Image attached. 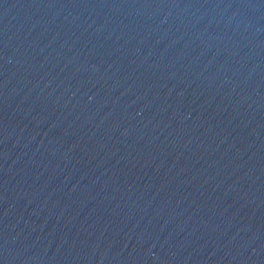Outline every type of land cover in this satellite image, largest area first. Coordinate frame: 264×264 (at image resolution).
<instances>
[{
    "label": "water",
    "instance_id": "obj_1",
    "mask_svg": "<svg viewBox=\"0 0 264 264\" xmlns=\"http://www.w3.org/2000/svg\"><path fill=\"white\" fill-rule=\"evenodd\" d=\"M0 264H264V0H0Z\"/></svg>",
    "mask_w": 264,
    "mask_h": 264
}]
</instances>
